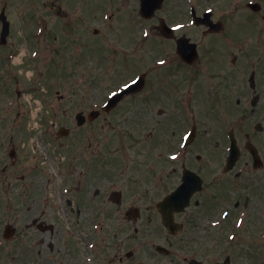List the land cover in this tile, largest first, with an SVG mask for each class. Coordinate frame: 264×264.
Listing matches in <instances>:
<instances>
[{
  "label": "rangeland",
  "instance_id": "1",
  "mask_svg": "<svg viewBox=\"0 0 264 264\" xmlns=\"http://www.w3.org/2000/svg\"><path fill=\"white\" fill-rule=\"evenodd\" d=\"M113 1L125 0H0V12L4 9L10 22L7 44L0 45V264H6L9 247L14 253L21 252L19 241H4L5 224L13 223L20 231L28 217L35 215L20 210L22 195L33 188L28 181L40 180L38 188H43L41 179L54 175L48 162L37 163L32 156V141L42 128L51 130L46 141L55 146L51 148L55 155L60 151L66 156L60 187L78 186L81 180L85 188L91 177L100 174L93 170L91 161L106 157L125 166L121 190L130 191L124 203L148 204L154 194L150 198L143 195L146 179L156 183L158 193L166 189L169 178L174 179L182 162L189 161L186 163L191 167L196 154L201 153L197 166L208 182L216 178L220 186L224 185L222 192L239 200L252 193L250 169L245 165L249 156L243 145L249 133L264 159V0H251L261 5L255 13L246 7L250 0L184 2L198 13L211 8L216 12L212 19L220 20L228 31L213 38L203 26L188 23L181 32L197 43L201 54L189 69L177 66L172 42L151 31V24L160 17L168 24L183 20L179 15L181 0H171L170 4L166 1L165 10L154 20L132 15L136 21L133 32V17L125 12L136 0H126L127 10L115 11L105 21L102 13L114 10L103 11V3ZM51 2L60 6V15L55 8L50 9ZM131 41L138 44V58H123V52L120 59L103 60V53L114 48L124 51ZM235 55L238 63L232 65ZM160 59L167 62L156 65ZM137 71L150 72L149 76L155 78L154 99H148L149 91L140 97L125 98L119 111L107 114V121L102 115L85 128H77L78 112L98 108L109 92ZM252 72L257 79L253 88L249 86ZM158 84L168 88V93L170 89L172 96L167 98L168 93L163 94ZM255 94L259 97L253 103ZM258 122L261 131L255 129ZM192 123L197 125L199 138L183 148L182 136ZM58 126L72 129L73 136L53 138ZM229 130L234 131L241 147L238 166H244V171L239 173L237 168L227 175L223 164ZM12 149L16 150L14 158L8 156ZM4 166L7 168L3 170ZM232 175L237 181H232Z\"/></svg>",
  "mask_w": 264,
  "mask_h": 264
},
{
  "label": "flooded vegetation",
  "instance_id": "2",
  "mask_svg": "<svg viewBox=\"0 0 264 264\" xmlns=\"http://www.w3.org/2000/svg\"><path fill=\"white\" fill-rule=\"evenodd\" d=\"M167 1L171 3V0ZM181 2L179 15L184 17L181 21L183 28L188 23V5L184 4L188 0ZM165 6L156 12L154 18L165 10ZM221 32H225V28L214 35ZM200 55L199 52L192 65ZM138 56L134 51L132 57L136 59ZM237 63L236 57L232 65ZM181 66L188 68L184 62ZM142 72L145 74L142 89L127 96L140 97L144 91H149L148 99H154V79L149 76L150 72ZM104 120L107 121V115ZM69 135L73 136V133ZM37 138L44 141L42 135H37ZM52 155L50 153L49 159L56 157ZM65 160L66 156L57 157L54 164L59 176L54 188H38L35 183L22 195L20 210L35 215L28 217L23 230L18 231L12 223L14 231L6 241H19L21 252L14 253L12 246L9 247L6 264H264V160L258 168L253 166L251 158L246 162L250 169L248 179L254 186L251 195H245L242 200L222 192L216 178L208 182L202 175V189L190 196L182 211L174 213V222L182 228L176 235L163 225L158 202L178 186L181 172L173 175L174 179L169 178L164 186L166 189L158 193L156 183L146 179L143 195L150 198L154 194L152 202L126 205L124 197L129 196L130 190L122 191L116 197L113 196L114 190L109 188V185L123 187L121 175L125 167L122 162L97 157L91 162L93 170L100 174L91 177L85 188H82L81 180H78V186L65 188L60 187L63 180L61 166ZM186 162L189 161L182 163L181 170L188 165ZM192 168L197 169L196 165ZM74 170H77L76 166ZM232 176L236 181V176ZM49 181L50 178L46 179ZM131 210L136 212L132 215L135 218L126 214ZM102 214L105 218L101 217Z\"/></svg>",
  "mask_w": 264,
  "mask_h": 264
},
{
  "label": "water",
  "instance_id": "3",
  "mask_svg": "<svg viewBox=\"0 0 264 264\" xmlns=\"http://www.w3.org/2000/svg\"><path fill=\"white\" fill-rule=\"evenodd\" d=\"M2 20H3V23H4L3 24L2 39H4L6 34L8 33V23L6 22L5 17L3 15H2ZM234 152H235V150L232 151L233 154H234ZM231 160H233V157H231Z\"/></svg>",
  "mask_w": 264,
  "mask_h": 264
}]
</instances>
